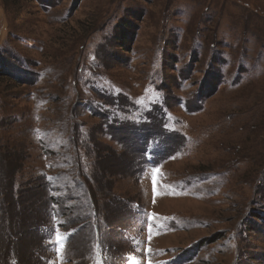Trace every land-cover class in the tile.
Returning a JSON list of instances; mask_svg holds the SVG:
<instances>
[{"label": "rangeland", "instance_id": "1", "mask_svg": "<svg viewBox=\"0 0 264 264\" xmlns=\"http://www.w3.org/2000/svg\"><path fill=\"white\" fill-rule=\"evenodd\" d=\"M263 175L264 0H0V264H264Z\"/></svg>", "mask_w": 264, "mask_h": 264}, {"label": "trees", "instance_id": "2", "mask_svg": "<svg viewBox=\"0 0 264 264\" xmlns=\"http://www.w3.org/2000/svg\"><path fill=\"white\" fill-rule=\"evenodd\" d=\"M263 177H264V175L262 176V180H263V182H264V179H263ZM261 184H264V183H261Z\"/></svg>", "mask_w": 264, "mask_h": 264}]
</instances>
